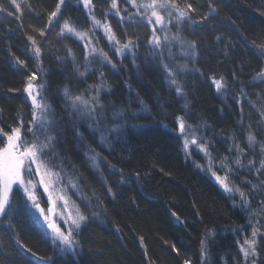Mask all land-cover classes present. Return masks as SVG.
Segmentation results:
<instances>
[{"label":"trees","instance_id":"1","mask_svg":"<svg viewBox=\"0 0 264 264\" xmlns=\"http://www.w3.org/2000/svg\"><path fill=\"white\" fill-rule=\"evenodd\" d=\"M17 3L20 12L10 0H0L13 12L12 16L0 12V127L10 131L23 122V130L32 120L23 93L27 77L37 64L28 39L32 36L41 48L38 65L44 72L45 97L66 124L58 130L56 151L78 172L97 219L88 213L80 228L76 239L81 252L77 257L58 256L19 199L16 212L0 223V264H183L186 259L190 264H242L240 249L245 239L251 238L253 227L264 234V215H257L264 193L251 192L250 185L243 183H256L257 173L232 164L235 173L231 177L248 192L253 206L252 212L243 214L197 168L200 160L194 154L192 159L184 157L176 123L182 117L195 129L216 166L224 157L234 161V142L245 150L243 164L254 158L259 166V147L255 152L247 147L249 132L264 143V118L260 114L264 112V82L253 79L264 69V52L258 47L264 43V16L256 10L258 0H177L181 8L193 6L195 11L189 13L192 20L208 17L202 23L179 26L182 39L196 44L189 71L178 76L182 88L179 95L168 84L158 58L150 55L151 29L141 9L137 15L131 4L118 0L120 15L116 16L110 0H93L90 14L78 0H65L50 24L49 13L58 0ZM210 5L215 7L214 13ZM91 16L109 24L122 43L130 39L138 45L135 62L131 53L121 56L115 52L118 46L96 28ZM65 20L87 33L92 48L97 49L88 61L79 40L61 35ZM170 28L172 35L177 33L176 21ZM101 49L112 63L101 62ZM17 58L24 61L23 67L16 63ZM86 63L89 71L80 76ZM221 77L225 86L217 91L213 79ZM102 79L106 87L100 89L102 107L96 112L106 119L121 109L124 115L118 118L120 131L109 135L108 144L97 145L95 133L88 127L70 126L74 121L65 117L63 90L84 94ZM77 128L83 139L76 134ZM89 145L100 153L98 169L85 158ZM222 172L218 174L222 176ZM256 239L258 256L250 261L264 264V235ZM17 240L38 256L52 260L37 261ZM201 241L207 253L203 258Z\"/></svg>","mask_w":264,"mask_h":264},{"label":"snow or ice","instance_id":"2","mask_svg":"<svg viewBox=\"0 0 264 264\" xmlns=\"http://www.w3.org/2000/svg\"><path fill=\"white\" fill-rule=\"evenodd\" d=\"M84 8L89 10L91 14L93 5V0H80ZM126 3L132 5L133 8L137 9V15H141L140 9H143V16L147 20L148 24H154L159 27V30L166 32L165 18L167 17V23L171 24L172 20L176 21L177 33L171 37V41H176L181 49L183 55H189V49L192 50L191 54H194L196 44L194 41L186 42L180 36L179 26L183 25L185 22L192 24L202 23L203 20H207L208 17L204 16L200 21L192 20L189 15L190 12H194L195 9L191 4H187L186 8H181L177 3V0H140V3H137V0H125ZM10 3L15 6L16 12L21 11V5L17 3V0H10ZM260 5L256 10L259 11L261 16H264V0H258ZM65 4V0H58V3L55 6V10L49 13V23L51 24L52 19L57 17L58 13L61 12V6ZM110 8L114 10V15H120V7L118 0H110ZM211 13L216 11L215 7L210 5ZM7 11L9 16L13 15V12L8 11L2 4H0V12ZM127 11V9H125ZM210 13V14H211ZM107 15V13H105ZM19 18V17H17ZM93 24L98 27H102L104 34L107 37L108 41L114 42L115 52L121 56L131 53L133 55V62H135V52L134 49L138 47L132 40H128L126 43H122L117 37L116 34L112 31V28L109 24H101L100 20H97L95 16H91ZM65 33L71 34L72 36L79 37L84 39L87 33L79 31L76 26L69 21L65 20L62 28L61 35ZM152 38L149 40L150 55L153 59L159 57L160 64L166 73V79L170 85H174L176 88L177 94H182V88L177 79V72L175 65H170L165 61V54H167L168 61H174L175 54L172 52V43L169 40L167 34L163 37V42L159 35H157V28L153 27L152 29ZM39 35L43 37L45 32L41 30ZM28 39L32 42L34 52L37 58L41 55V48L37 46V40L29 36ZM219 39V38H218ZM91 41H86L85 47ZM185 43H187V48H185ZM258 47L264 52V43L258 45ZM126 50V51H125ZM71 53V50H69ZM90 54L96 55L97 49L91 48ZM98 55L102 57L101 62L112 63L110 58L103 50H99ZM75 58H73L74 60ZM85 60L88 61V56H85ZM16 63L21 67L24 66V61L17 58ZM90 63V62H89ZM112 67L115 68L116 65L112 64ZM180 71H184V66H178ZM79 71V68H77ZM89 71L88 64H85L84 71L79 72L80 76H84L86 72ZM101 73V77H102ZM37 79L36 74L30 75L27 77V83L24 88V92L27 93V96L31 98L32 102V120L31 124L35 127H29L28 131L32 133V139L29 141L26 137L22 136V127L23 122L18 126L12 127L10 131H6L3 127H0V223L3 222L4 218L10 219L12 214L16 211V205L13 200V186H18L17 190H22L23 196L26 197V210L32 213V209H35L39 213L40 217L44 218V222L47 224L48 228L52 230L53 233V242L57 248H59L61 253H72L76 254V250L79 247L78 241L74 238V231L80 227V222L87 219V217L82 214L77 206L75 217L69 213V215L64 218V223L67 225L65 230H62L54 220L50 219L51 215L55 214V207L57 200L63 201L64 210H67V205L71 199L67 195V189L71 187L74 192H79L78 188V178L69 176L66 174L65 168L63 166V161L58 160V154L55 151L57 134H56V119L54 114H49L50 105L46 103L43 99H38L40 95L39 89H43L44 85H36L33 82ZM254 80H260L264 82V69L256 73ZM213 84L215 85L217 91H220L224 86L223 77L219 80L213 79ZM93 87V86H90ZM106 87L103 79L99 85L95 86V94L91 95L88 98H85L83 94L73 95L70 93L68 88L63 90V95L67 101L71 102V107L74 111L87 114L89 117L95 120L96 127L89 125V128L93 131L100 132L99 142L101 145L109 143V135L112 133H118L122 127L118 123V118L124 115V110L121 109L118 112H114L113 115V125L107 129V135L102 131L98 126L100 120L96 119V110L97 107H102L100 104L99 96L100 89ZM9 91H14L9 89ZM143 105V101H140ZM0 111H3L0 109ZM261 117L264 118V112H261ZM135 113H133V116ZM178 128L181 136L184 138V148L188 149L189 144H196L198 149L201 152H204L205 156L208 157V169L213 177H215L216 182L223 188L224 192L230 194V197L235 200V197L238 195L241 202V207L248 212H252L253 206L249 200V194L246 192L240 185L235 184L231 181V176L235 173L232 164L234 163L237 168L243 169L247 168L250 172L255 171L257 173V182L253 183L250 180H245L243 183L250 185L251 192L260 194L264 193V179H261V176H264V143H261L257 140V137L249 132L247 135V147L253 152H255L256 147H259L261 158L259 160V166H256V161L254 158H250L247 161V164L241 162V157L246 155L244 148H242L238 143L233 144V147L236 150V157L234 161H230L228 157H224L219 162V167L217 168L214 160L211 157L207 146L201 140L197 142L195 136V129L191 125H186L182 117H178ZM191 133V135H189ZM76 134L83 139V133L76 129ZM232 151V149H229ZM88 160L94 168H99L98 160L100 158V153L96 148L91 145L88 146V149L85 153ZM35 166V168L33 167ZM113 167H115L113 165ZM197 167H202L197 165ZM223 171L224 175L221 176L218 172ZM39 176V181L34 182L32 177ZM43 187L44 193H47V204L49 207L47 210L41 206L39 198L37 196V187ZM111 192V188L108 189ZM30 202V206L27 204ZM63 216V213H61ZM257 215H264V199L260 201L258 205ZM70 221V223H69ZM257 224H260V221L257 220ZM258 235H264L260 233L257 227H253L251 238L245 239L244 245L241 246L240 251L243 253L245 258V264L249 257L255 258L258 256L257 244L258 241L256 237ZM20 248L25 252H31V256L34 257L37 261H51L52 257H41L38 256L35 252H32L31 249L25 247L17 240ZM174 251H177L175 247ZM206 246L204 241H201V256L202 258L206 256ZM183 264H190L189 260H184ZM251 264H256V260L252 259Z\"/></svg>","mask_w":264,"mask_h":264},{"label":"rangeland","instance_id":"3","mask_svg":"<svg viewBox=\"0 0 264 264\" xmlns=\"http://www.w3.org/2000/svg\"><path fill=\"white\" fill-rule=\"evenodd\" d=\"M78 3L84 8L83 4L80 2V0H78ZM85 10H88L86 8H84ZM142 12H144L143 9H141ZM167 17L165 18V24H166V28H167V31L166 32H162L159 30V27L160 26H157V25H154V24H149L150 25V29H151V36H152V29L153 27H156L157 28V35L160 36L161 38V41L163 42V37L165 34L168 35L169 37V40L171 41V37L175 34H171V28H170V25L169 23H167ZM175 20L173 19L172 20V23L174 22ZM101 24H104V23H101ZM96 28L101 31L103 34H104V30L102 27H98L96 26ZM64 35H69V36H72L71 34H68V33H65ZM105 35V34H104ZM74 38H76L77 40H79L83 46L85 47V43L86 41H89V35L87 34L84 39H80L79 37H75V36H72ZM172 43V52L175 54V59L174 61H168L167 60V54H165V61L168 62L170 65H175L177 66L176 67V72H177V79H178V76L179 75H182L184 74L186 71H189V68L188 67V64H190L193 60H194V54H191L192 53V50L189 49V55L185 56L182 54L181 52V49H180V46L179 44L176 42V41H171ZM31 45H32V42H31ZM150 48H151V45L149 44ZM92 48V43H90L88 45V47H85L86 49V53H87V56L88 58H90L91 56H93L92 54H90V49ZM185 48H187V44L185 43ZM126 51V50H125ZM32 52H33V56L35 58V61H36V67H35V72L34 73H31V75L33 74H36L37 76V79L33 82L34 84L36 85H40V84H43L44 87L43 89H39L40 91V95L37 97L38 99H43L46 103L49 104V101L47 100V98L45 97V82H44V72L41 70V68L39 67L40 65H38V58L36 57L35 55V52H34V48L32 47ZM130 54V53H129ZM158 60H159V57H157ZM160 61V60H159ZM180 65H183L184 66V71H180L179 70V67ZM160 67L163 71V74L166 78V73L164 72L161 64H160ZM167 80V79H166ZM168 82V81H167ZM26 83H27V80L25 82V86H26ZM169 84V83H168ZM170 85V84H169ZM172 86L173 88H175L174 85H170ZM25 88V87H24ZM23 93H24V96L27 100V102L30 104V109H31V118H32V102H31V98L27 96V93L24 92L23 90ZM95 94V89H89L87 90L86 92H84V97L85 98H88L90 97L91 95H94ZM50 105V104H49ZM62 108L64 111H66V115L65 117L68 119L67 121H70V119H72L74 121V124H70V126H73L75 124L77 125H84L85 127H88L89 128V125H93V127H96L97 125L95 124V120L91 117H89L87 114H83V113H80V112H77V111H74L73 108L71 107V102L70 101H67L64 97V104H62ZM49 114L50 115H53L55 116V119H56V134H57V131L60 129V127L62 126V120L60 117H58L51 105H50V109H49ZM106 116H104L102 113H99V112H96V119L100 120V124H99V128L105 132V134L107 135V129L112 127L113 125V116L111 118L107 117V119H111V120H107L105 118ZM31 121V120H30ZM186 124V123H185ZM27 127H25L23 130L21 129L22 131V136L26 137L29 141H31L32 139V133L28 131V128L29 127H33V130L35 131V127L31 124V122L27 123L26 124ZM176 128H177V132L176 134L180 137L181 141H182V144H183V153H184V157L186 158H189V159H192L191 156L192 154H194V156H196L199 160H200V164L202 167H197L198 169H200L202 172H204L208 177H210L217 185L218 187L221 189V191L230 199V201L232 202V204L235 206V207H239L240 210L243 212V214H246V212H248L247 210L243 209L241 207V202H240V198L239 196L237 195L235 197V200H233V198L230 197V194L224 192L223 188L219 185L218 182H216L215 180V177H213L211 175V173L209 171H207L208 169V157L205 156L204 152H201L197 145L196 144H189V147L187 150H185L184 148V138L181 136L180 132H179V128H178V121L176 123ZM90 129V128H89ZM194 129V128H193ZM92 132L95 133V136H94V139H96V141L94 142L95 144H99V137H100V132L98 131H93L92 129H90ZM113 134V133H112ZM189 135H191V133H189ZM195 136H196V139H197V142L199 143L201 141V139L199 138V135L197 134V132L195 131ZM57 143V142H56ZM101 145V144H100ZM55 151H56V148H55ZM57 153V151H56ZM260 154V151L258 152ZM58 154V153H57ZM86 156V155H85ZM86 159L87 156L85 157ZM57 159L58 160H61L62 159L59 157V154L57 156ZM89 165L94 169V167L92 166V164L89 162ZM63 166L65 168V171H66V174L69 175V176H73L74 178H78V188H79V192H74L71 187H69L67 189V195L71 198L68 202V205H67V210L65 211L64 210V203L63 201H60V200H57V203H56V207H55V214L54 215H51L50 216V219L54 220L59 226H61L62 230H65L67 228V225L64 223V218H66L69 213H71V215L73 217H75V214H76V210H77V206H79V210L82 214H84L86 217L89 213V215L91 216H96V219H97V215L92 211V206L90 205V198L88 197L87 193H86V190H85V187L83 186V184L81 183V179L78 175V172H76L73 167L71 165H69L68 163L66 162H63ZM89 166V167H90ZM35 168V166H33ZM90 167V168H91ZM217 168L219 167L216 166ZM91 168V169H92ZM224 173V172H222ZM224 174H222L223 176ZM33 181L34 182H37L39 181V176H33L32 177ZM231 181H233L235 184H238L236 181H234L231 177ZM240 185V184H239ZM18 189V186L14 185L13 186V200H14V203L17 199H22V203L24 205H26V197L23 196V192L22 190H17ZM37 196L39 198V201L41 203V206L44 207L46 210L47 208L49 207V205L47 204V193H44L43 191V187L39 186L37 187ZM27 204L30 206V202H27ZM32 213H34V218L36 219L37 223L39 224L40 228L45 232V234L47 235V238L49 239L51 245L53 246L54 250H55V254L58 255V256H64V255H70L72 257H77L81 250H80V247L77 248L76 250V254L73 255L72 253H61L59 248L56 247V245L54 244L53 242V233H52V230L50 228H48L47 224L44 222V218L43 219H40L39 216L37 215V212L35 211V209H32ZM61 213H63V216L61 215ZM86 220L84 221H81L80 222V227L78 229H75L73 235H74V238L76 239V236L80 230V228L84 225ZM70 223V221H69ZM77 240V239H76ZM242 264H245V258L243 256V253H242ZM251 257H249L248 261H247V264H251Z\"/></svg>","mask_w":264,"mask_h":264},{"label":"bare ground","instance_id":"4","mask_svg":"<svg viewBox=\"0 0 264 264\" xmlns=\"http://www.w3.org/2000/svg\"><path fill=\"white\" fill-rule=\"evenodd\" d=\"M142 16H143V15H142ZM143 17H144V16H143ZM144 19H145V18H144ZM175 33H176V31H175ZM17 124H18V123H17ZM63 125H66L65 122L62 124V126H63ZM57 133H58V131H57ZM18 202H19V199H17V200L15 201L16 204H17ZM15 212H16V211H15ZM15 212H14V213H15ZM14 213H13V214H14ZM13 214H12V215H13ZM53 249H54V248H53ZM54 254H55V250H54Z\"/></svg>","mask_w":264,"mask_h":264},{"label":"flooded vegetation","instance_id":"5","mask_svg":"<svg viewBox=\"0 0 264 264\" xmlns=\"http://www.w3.org/2000/svg\"><path fill=\"white\" fill-rule=\"evenodd\" d=\"M39 218H40V219H43V217H40V216H39Z\"/></svg>","mask_w":264,"mask_h":264},{"label":"water","instance_id":"6","mask_svg":"<svg viewBox=\"0 0 264 264\" xmlns=\"http://www.w3.org/2000/svg\"><path fill=\"white\" fill-rule=\"evenodd\" d=\"M37 215L39 216V213L37 212Z\"/></svg>","mask_w":264,"mask_h":264}]
</instances>
